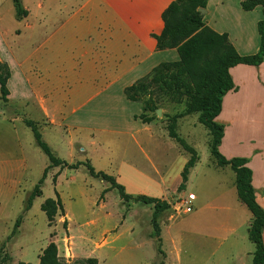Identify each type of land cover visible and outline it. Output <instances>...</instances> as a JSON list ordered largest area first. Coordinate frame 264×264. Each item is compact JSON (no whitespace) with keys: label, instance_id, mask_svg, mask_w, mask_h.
Listing matches in <instances>:
<instances>
[{"label":"rangeland","instance_id":"rangeland-1","mask_svg":"<svg viewBox=\"0 0 264 264\" xmlns=\"http://www.w3.org/2000/svg\"><path fill=\"white\" fill-rule=\"evenodd\" d=\"M21 3L32 15L17 20L15 0H0V58L20 75L45 32H55L57 38L64 33L62 29H32L37 20L51 19L49 26H54L65 19L60 10L63 0H44L40 10L38 0ZM61 46L55 42L52 48L61 51ZM37 56L41 53L33 58ZM66 65V81L75 86L79 79L73 77L70 63ZM86 80L87 87L81 91L76 86L79 95H73L79 103L95 92L93 78ZM9 87L14 95L7 105L0 94V249L8 243L0 252V264H40L44 249L52 242L67 264H87L90 258L97 259L98 264H158L161 260L165 264H253L250 257L241 254L246 245L256 248L247 225L252 213L237 196L235 172L217 166L211 154L210 133L199 122V113L177 121L178 134L199 157L185 188L180 190L182 172L191 155L169 137L168 126L172 117L184 111V103L162 99L152 87L151 94L142 95L138 102H111L107 108L97 107L95 102L82 111L80 121L86 122V128L66 125L63 130L50 127L35 104L18 100L16 82L10 80ZM150 96L158 102L162 114L157 115L158 109L147 113L154 120L144 124L139 116L142 103ZM70 107H66V115ZM136 107L140 111L128 118L132 124L125 116L119 118L118 126L112 123L113 117L126 115ZM56 111L60 116L57 106L49 108L51 114ZM26 119L38 124L43 140L57 158L70 164L90 161L96 171L115 177L128 194L167 201L170 209L159 218L165 257L158 253L157 240L152 237L154 205L126 202L118 189L93 177L85 165L77 169L52 167L42 185V195L25 212L29 197L51 165L32 129L24 123ZM190 195L196 199L191 200ZM58 198L64 212L49 224L42 205ZM188 207L193 208L191 213H186ZM20 217L22 223L12 236ZM223 217L229 218L228 229ZM66 220L69 232L64 226ZM229 228H234V233Z\"/></svg>","mask_w":264,"mask_h":264},{"label":"crops","instance_id":"crops-1","mask_svg":"<svg viewBox=\"0 0 264 264\" xmlns=\"http://www.w3.org/2000/svg\"><path fill=\"white\" fill-rule=\"evenodd\" d=\"M174 1L63 0L64 6L60 10L65 19L60 24L49 26L51 19L41 17L32 27L37 30L62 29V37L53 36L55 32H45L32 57L25 60L22 75L10 67V80L11 83L16 82L18 100L35 104L40 115L49 120L50 127L63 130L66 125L85 127L86 122L80 121L82 111L95 102L102 108L109 107L111 102L127 103V87L147 77L161 62L178 59L175 49L159 50L153 36L162 33V15ZM43 2L38 0L37 9L43 8ZM28 12L29 17L32 12ZM261 19V8L246 12L241 7V0H209L204 15L206 25L218 33H227L241 55H253L259 51L258 23ZM33 36L35 38L36 35ZM55 42L62 45L61 51L52 48ZM66 43H69L68 48ZM37 53L41 56L33 58ZM66 63H70L73 77L79 79L75 86L66 81ZM230 74L236 89L224 96L222 113L217 118L225 126L220 150L228 159L244 157L249 160L256 199L264 208V63L259 66L239 64L230 69ZM86 78H93L91 84L95 92L79 103L73 95H79L76 86L81 91L87 87ZM98 78L104 81L100 82ZM9 90L10 102L14 93L11 87ZM55 106L60 116H57V111L54 114L49 112V108ZM68 106H71L70 112L66 115ZM130 111L113 117L112 123L114 121L118 126L119 118L125 116L128 120L130 114L140 111V107ZM109 130L119 131L112 127ZM252 221L253 215L247 221L248 233ZM225 222L228 229L229 218L223 217ZM229 231L234 233L235 230L229 228ZM255 251L256 248L246 245L241 254L253 262Z\"/></svg>","mask_w":264,"mask_h":264},{"label":"trees","instance_id":"trees-1","mask_svg":"<svg viewBox=\"0 0 264 264\" xmlns=\"http://www.w3.org/2000/svg\"><path fill=\"white\" fill-rule=\"evenodd\" d=\"M209 0H176L164 11L162 18L164 29L160 35H153L157 41L159 50L175 49L178 59L164 61L156 66L145 78L140 79L132 86L125 89L126 98L131 102L140 101L142 95L151 94L150 89L162 98L171 102L185 104L182 113L171 118L168 126L169 137L175 140L184 151L191 155L182 172L180 190L185 188L190 170L199 161L198 153L194 147L187 143L177 132L179 118L199 113V122L208 129L211 136V154L221 168L230 167L236 174V187L239 200L253 215V221L249 230V238L255 244L256 251L253 264H264V208L257 202L253 186V171L248 166L249 160L244 157L226 158L221 150L222 140L225 135V126L217 121L222 113L223 99L226 94L236 89L230 74V69L239 65L259 66L264 63V0H241L244 11L250 12L261 8L263 19L258 23L260 34V48L256 54L241 55L229 39L227 33H218L206 25L204 16L199 9H207ZM16 18L22 20L28 17L29 12L22 6L21 0H15ZM12 77V71L7 62L0 60V94L4 104L9 102L10 90L8 83ZM159 108L158 102L150 96L142 103L143 113L139 116L144 124H150L154 118L147 113L155 112ZM24 123L32 129L37 145L44 151L51 161L46 168L43 178L29 197L25 212L32 207L36 197L42 195V185L52 167L61 169H77L85 165L90 174L112 185V189H118L121 197L126 201L140 202L145 205H154L152 217V237L157 240L158 253L165 257L162 249V229L159 218L162 213L170 209L167 201L144 195L132 196L126 192L124 185L105 172L96 171L90 161L87 163L70 164L57 158L49 145L43 140L38 124L26 119ZM56 180V179H55ZM106 192V191H105ZM104 192V194H105ZM104 195L101 199L103 200ZM49 224L55 222L59 212H64L62 200L58 198L48 199L42 205ZM22 223V217L17 220L12 236ZM68 232V221L64 222ZM12 237H9L8 241ZM7 242L1 246L0 252L7 247ZM87 264H98L97 259H87ZM25 264V263H20ZM30 264V263H28ZM40 264H67L59 257L56 243H50L40 257ZM158 264H165L161 260Z\"/></svg>","mask_w":264,"mask_h":264},{"label":"water","instance_id":"water-1","mask_svg":"<svg viewBox=\"0 0 264 264\" xmlns=\"http://www.w3.org/2000/svg\"><path fill=\"white\" fill-rule=\"evenodd\" d=\"M199 12L204 16L206 14V9H199ZM156 113L158 116H160L162 114V111L158 109Z\"/></svg>","mask_w":264,"mask_h":264},{"label":"built area","instance_id":"built-area-1","mask_svg":"<svg viewBox=\"0 0 264 264\" xmlns=\"http://www.w3.org/2000/svg\"><path fill=\"white\" fill-rule=\"evenodd\" d=\"M189 197H190L191 200H193V201L195 200V196L194 195H190ZM192 211H193L192 207H188L186 209V213H191Z\"/></svg>","mask_w":264,"mask_h":264}]
</instances>
